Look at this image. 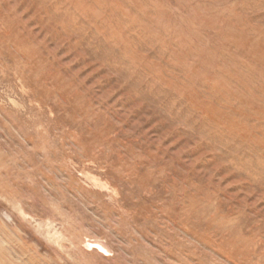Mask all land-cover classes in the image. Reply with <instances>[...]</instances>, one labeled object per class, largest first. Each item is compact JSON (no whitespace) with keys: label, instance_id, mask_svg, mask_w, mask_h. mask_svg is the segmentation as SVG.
I'll list each match as a JSON object with an SVG mask.
<instances>
[{"label":"rangeland","instance_id":"obj_1","mask_svg":"<svg viewBox=\"0 0 264 264\" xmlns=\"http://www.w3.org/2000/svg\"><path fill=\"white\" fill-rule=\"evenodd\" d=\"M0 264H264V0H0Z\"/></svg>","mask_w":264,"mask_h":264},{"label":"bare ground","instance_id":"obj_2","mask_svg":"<svg viewBox=\"0 0 264 264\" xmlns=\"http://www.w3.org/2000/svg\"><path fill=\"white\" fill-rule=\"evenodd\" d=\"M99 247L103 248L101 245L98 244Z\"/></svg>","mask_w":264,"mask_h":264}]
</instances>
